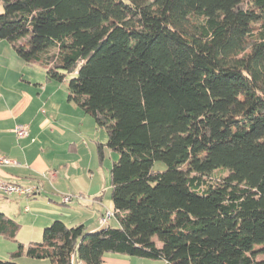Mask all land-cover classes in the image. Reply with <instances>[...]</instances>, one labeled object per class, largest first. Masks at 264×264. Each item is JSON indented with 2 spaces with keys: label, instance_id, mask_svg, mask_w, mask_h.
I'll return each instance as SVG.
<instances>
[{
  "label": "trees",
  "instance_id": "16d2710c",
  "mask_svg": "<svg viewBox=\"0 0 264 264\" xmlns=\"http://www.w3.org/2000/svg\"><path fill=\"white\" fill-rule=\"evenodd\" d=\"M0 5V40L105 130L119 222L55 220L0 264H264V0ZM19 230L0 213L1 237Z\"/></svg>",
  "mask_w": 264,
  "mask_h": 264
},
{
  "label": "crops",
  "instance_id": "0c3cea01",
  "mask_svg": "<svg viewBox=\"0 0 264 264\" xmlns=\"http://www.w3.org/2000/svg\"><path fill=\"white\" fill-rule=\"evenodd\" d=\"M66 94L57 84L47 82L41 69L27 66L10 44L0 40V155L17 163L0 167V183L37 188L36 194L29 197L0 193V213L20 225L16 242L0 236L1 260L9 259L17 243L40 242L44 228L55 220L68 227L83 225L87 232L119 227L115 216L106 227L100 226L101 215L110 208L114 211L112 201L110 208L104 205L98 185L81 174L77 155L70 168L68 157L82 143L86 133L84 122L88 123V119L68 102ZM73 119L79 120L75 127L71 125ZM21 125L28 126V134L18 139L14 129ZM85 183L82 192L80 189ZM44 185L50 190L48 194L59 201L64 193L79 192L82 198L69 203L74 204V208L67 203H62L63 208L56 207L53 198L39 197L37 200ZM19 259L16 260L18 264ZM102 264L166 262L114 253L106 254Z\"/></svg>",
  "mask_w": 264,
  "mask_h": 264
},
{
  "label": "rangeland",
  "instance_id": "374dc122",
  "mask_svg": "<svg viewBox=\"0 0 264 264\" xmlns=\"http://www.w3.org/2000/svg\"><path fill=\"white\" fill-rule=\"evenodd\" d=\"M2 12V7L0 5V13ZM57 87L60 88L61 91H64L67 93V81H65L62 84H57ZM67 98V94H66ZM73 105V104H71ZM74 107V106H72ZM76 109V108H75ZM79 111V110H77ZM81 113V112H80ZM84 115V114H81ZM85 116V115H84ZM88 120V123L84 122V137L82 143L79 145L76 152L71 153L70 157H68L71 162V164L74 162V156L77 155L79 158V166L81 170V174L86 175L87 177L91 178L92 182L100 188V196L101 199L108 208L111 206V188H110V169L113 165V162L116 160L117 155L110 151L106 146L107 141V135L104 129L97 128L93 122V120L89 116H85ZM65 120V118H64ZM79 123L78 119L71 120V125L75 127ZM70 125V124H69ZM83 126V123H82ZM82 132V129H80ZM85 142V143H84ZM102 145V151L101 153L98 151V146ZM74 167V165H72ZM165 169V165L162 162H155L153 166L154 171H162ZM72 170V169H71ZM70 170V171H71ZM87 183H85L80 190H84ZM47 185H44V188L42 187L40 190V195L38 196L41 199H44L45 197L53 198L48 194L50 192L49 188L46 187ZM84 192V191H82ZM60 194V193H59ZM63 196L71 197L70 201L67 202L68 206L70 208H74V204H69L73 202L74 200H80L82 197L77 193H64L60 196V201L56 198L54 199V205L56 207H64L62 206V198ZM33 200V199H32ZM31 200V201H32ZM34 201V200H33ZM68 209V208H65ZM112 211V209H109ZM79 226V225H78ZM43 233V231H42ZM38 234V233H37ZM37 242V241H36ZM39 242V241H38ZM19 259V258H18ZM17 259V260H18ZM5 260V259H3ZM20 260V259H19ZM19 264H50L48 259L43 260H36L28 258L27 256H22V259L19 261Z\"/></svg>",
  "mask_w": 264,
  "mask_h": 264
},
{
  "label": "built area",
  "instance_id": "2783aa9c",
  "mask_svg": "<svg viewBox=\"0 0 264 264\" xmlns=\"http://www.w3.org/2000/svg\"><path fill=\"white\" fill-rule=\"evenodd\" d=\"M14 133L18 139L25 138L28 134V126L21 125L17 126L14 129ZM14 161L9 160L8 158L0 155V167L5 166H12L15 165ZM37 188L36 187H20L14 184L9 183H0V193L9 196V195H21V196H32L36 194ZM71 197L63 196L62 201L63 203L69 202ZM115 216L114 211L106 210L101 217L99 218V223L101 227H106L108 221ZM76 263V262H75Z\"/></svg>",
  "mask_w": 264,
  "mask_h": 264
}]
</instances>
